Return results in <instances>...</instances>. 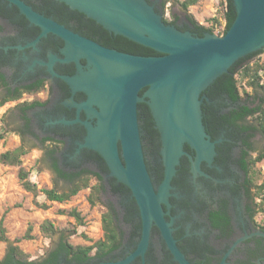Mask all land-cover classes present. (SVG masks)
<instances>
[{"label":"flooded vegetation","instance_id":"flooded-vegetation-1","mask_svg":"<svg viewBox=\"0 0 264 264\" xmlns=\"http://www.w3.org/2000/svg\"><path fill=\"white\" fill-rule=\"evenodd\" d=\"M20 1L36 13L103 46L101 42L106 35L99 24L65 3ZM146 1L156 12L164 14L163 0ZM173 16L177 29L192 33L194 27L187 22L186 13ZM67 52L64 40L53 33L43 34L15 5L0 0V99L9 98L4 104L12 107L16 125L13 131L20 145L37 149L44 169L56 180L71 185L61 176L88 175L94 180L93 185L101 183L104 191L98 202L104 208L110 202L120 222L121 238L112 250L100 256L93 251L92 258L83 262L60 255L57 264L115 263L136 251L142 237V220L129 188L127 191L122 187V183L111 176L104 158L86 145L87 125L97 126L98 118L94 113H100V107L91 99L92 89H76L68 79L80 77V72L87 76L94 67L85 57L72 60ZM144 93L145 89L139 92L143 100L137 104V118L145 164L158 192L164 179L162 144ZM200 100L205 132L214 143V154L210 161H200L198 170L194 171L195 151L183 144L185 154L176 166L167 198L161 202L164 220L177 248L190 264H264V225L255 221L258 213L251 215L250 193L254 190L249 188L241 165L242 158L248 161L258 152L254 146L256 134L249 139V148L236 136L233 126L213 124L212 117L228 114L235 106L225 95L212 97L205 91ZM147 116L151 123L149 129ZM117 146L120 152L119 143ZM45 257L46 254L38 264H42ZM128 264L179 263L153 223L144 254Z\"/></svg>","mask_w":264,"mask_h":264},{"label":"water","instance_id":"water-1","mask_svg":"<svg viewBox=\"0 0 264 264\" xmlns=\"http://www.w3.org/2000/svg\"><path fill=\"white\" fill-rule=\"evenodd\" d=\"M15 5L32 24L45 33H53L67 44L72 60L85 57L94 67L91 79H68L74 88L89 87L102 103L94 113L97 126L87 125L86 145L106 161L111 176L131 191L142 220V237L136 251L115 263L128 264L143 255L150 228L154 223L179 264H190L179 251L164 220L161 202L170 187L186 143L195 151L193 170L202 160L210 161L214 143L202 122L201 94L240 58L264 49V0H232L236 16L223 35L206 33L198 37L165 24L160 13L145 0H59L94 20L114 35L123 36L147 47L158 56H138L82 37L63 25L33 11L20 0H6ZM106 67L114 68L113 72ZM144 98L161 138L164 179L155 191L145 164L137 104ZM91 91V92H92ZM159 96L161 118L156 116L152 97ZM120 145V152L117 144Z\"/></svg>","mask_w":264,"mask_h":264},{"label":"trees","instance_id":"trees-1","mask_svg":"<svg viewBox=\"0 0 264 264\" xmlns=\"http://www.w3.org/2000/svg\"><path fill=\"white\" fill-rule=\"evenodd\" d=\"M168 1L162 2L164 8ZM198 0H185L180 3L184 10H187L189 6L195 5ZM224 2V28L221 32L223 35L233 23L236 12L233 6L232 0H223ZM165 24L174 25L176 17L170 16V19L162 18ZM187 22L194 27L192 33L198 37L204 36L206 33H213L212 28H206L198 24L193 16L186 13ZM101 31L105 33V37L101 44L105 47L118 50L120 52L138 55V56H158L159 54L153 50L141 46L123 36L107 34V30L98 25ZM175 26V25H174ZM264 49L257 52L248 54L247 56L237 60L228 70L227 73L217 77L205 90L209 96L225 95L233 104L234 108L225 115L219 117H212V122L215 126H233L236 136L242 138L243 144L251 148L249 139L256 133H261L264 136V84L261 83L262 74H264V65L259 66L257 62H254V67L251 65V61L258 55L262 54ZM246 80V86L251 89V92H244L241 96L238 83ZM204 91V92H205ZM9 98L0 99V106H2ZM143 109V105H140ZM145 114L147 111L145 110ZM251 121H248L249 119ZM202 122L204 127L206 121L202 112ZM147 128H150L151 123L147 116ZM2 136H0L1 139ZM26 153V147L22 144L13 151H6L0 154V163L6 166H16L18 168L17 178L21 187L31 193L36 198L39 193H42L48 201L63 203L68 201L72 196L76 195L82 188L89 187L90 176L84 177H67L61 176L64 180L71 182V187L62 193H58L55 189L50 190H38L36 185L29 180V175L22 167L21 156ZM245 153L243 156L245 157ZM264 160V150L258 151L256 155L245 161L241 160V165L247 175V182L249 188L254 191L250 194L252 208L251 215L259 212H264V180L260 183L257 181V173L255 172V165ZM58 172V171H57ZM98 180H101L100 176H97ZM128 191V187L121 184ZM104 191V186L101 183H96L90 187V195L88 201L91 205H95L99 200L100 193ZM257 199L260 201L257 202ZM36 206L47 209L46 204H39L34 200ZM105 212L101 217V227L103 231L102 239L98 240L95 244L89 246H73L68 243L64 237H61L56 245L49 249L46 253V257L42 264H57L59 256L64 255L67 258L86 261L92 258L91 253L96 251V255L100 256L106 252H109L117 246L121 238V228L119 226V218L117 211H115L113 205L110 202L106 203ZM71 215L75 218L79 225L82 224L80 215L75 211H71ZM40 232L50 238L56 233L54 225L45 220L39 227ZM31 227H28L24 234V239H32ZM0 241L6 242L5 228L3 227V220L0 221ZM39 261L28 260L26 255L16 245H8L4 257L0 260V264H38Z\"/></svg>","mask_w":264,"mask_h":264},{"label":"rangeland","instance_id":"rangeland-1","mask_svg":"<svg viewBox=\"0 0 264 264\" xmlns=\"http://www.w3.org/2000/svg\"><path fill=\"white\" fill-rule=\"evenodd\" d=\"M146 1V0H145ZM164 1V0H163ZM168 1L164 7L162 18L170 19V16H184L190 12L195 21L206 27L212 28L213 33L221 35L224 25L223 0H198L195 5L184 10L180 5L185 0H165ZM147 2V1H146ZM148 3V2H147ZM259 66L264 65V51L256 56L252 61ZM261 83L264 84V74ZM246 80L238 83L241 96L244 92H251L247 87ZM10 104L0 106V154L6 151H13L20 146V139L13 131L14 124L12 107ZM254 146L257 151L264 150V136L256 133ZM256 152L252 154L254 157ZM22 167L27 171L30 182L34 183L38 190L55 189L58 193L67 191L71 185L56 180L48 171L44 169L40 152L31 146L26 148V153L21 156ZM18 168L16 166H6L0 163V221L3 220L5 236L7 241H0V260L4 257L7 246L12 244L18 246L26 255L28 260L39 261L46 254L49 248L61 238L73 246H89L102 239L103 231L101 227V217L105 212L101 202L91 205L88 201L90 186L94 180H90L89 187L82 188L78 193L63 203L48 201L42 193L34 196L26 192L20 185L17 178ZM257 181L264 180V160L255 165ZM168 192V191H167ZM168 193L164 198V202ZM106 197L103 198L104 201ZM34 200L39 204H46L47 209L35 205ZM260 200L257 199V202ZM75 210L79 215L82 224L79 225L71 215ZM49 220L55 227L56 233L48 238L40 232V225ZM258 224L264 225V212H259L255 218ZM28 227H31L32 239H24Z\"/></svg>","mask_w":264,"mask_h":264},{"label":"bare ground","instance_id":"bare-ground-1","mask_svg":"<svg viewBox=\"0 0 264 264\" xmlns=\"http://www.w3.org/2000/svg\"><path fill=\"white\" fill-rule=\"evenodd\" d=\"M106 71H108V72H113L114 71V68H110V67H106ZM86 78H89V81H90V79H91V76L90 75H88ZM92 94L93 95H96L95 93H93L92 92ZM91 96V99L92 100H94L95 102H97V103H102L101 101H100V98L98 97V95H97V97L96 96ZM160 98H159V96H153L152 97V104H153V107H154V110H155V113H156V116L158 117V119H160L161 118V113H160V107H161V105H160V100H159Z\"/></svg>","mask_w":264,"mask_h":264},{"label":"built area","instance_id":"built-area-1","mask_svg":"<svg viewBox=\"0 0 264 264\" xmlns=\"http://www.w3.org/2000/svg\"><path fill=\"white\" fill-rule=\"evenodd\" d=\"M223 28H224V25H223V27H222V29H221V32H222Z\"/></svg>","mask_w":264,"mask_h":264},{"label":"crops","instance_id":"crops-1","mask_svg":"<svg viewBox=\"0 0 264 264\" xmlns=\"http://www.w3.org/2000/svg\"><path fill=\"white\" fill-rule=\"evenodd\" d=\"M188 13H190V12H188Z\"/></svg>","mask_w":264,"mask_h":264}]
</instances>
